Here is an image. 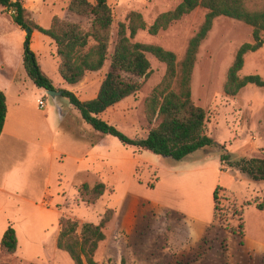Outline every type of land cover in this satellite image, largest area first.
Returning <instances> with one entry per match:
<instances>
[{
    "label": "rangeland",
    "instance_id": "obj_1",
    "mask_svg": "<svg viewBox=\"0 0 264 264\" xmlns=\"http://www.w3.org/2000/svg\"><path fill=\"white\" fill-rule=\"evenodd\" d=\"M23 1L30 18L45 28L50 27L54 16L85 29L94 18L90 12L71 13L70 0ZM108 1L113 11L110 55L119 22L127 23V15L135 10L142 13L147 28L138 30L132 41L174 51L179 64L207 13L206 8L197 7L153 35L148 27L156 17L182 0ZM246 1L250 6L263 2ZM34 31L29 46L54 85L63 84L59 89L70 90L81 100L96 97L106 73L111 71L110 58L101 70L88 72L80 82L65 83L58 70L56 43ZM252 31V26L240 20L217 16L200 45L192 75V99L206 111L207 132L225 144L231 155L229 161L264 155V87L249 83L235 96L226 94L223 88L238 48L253 42ZM26 34L13 21L11 12L0 6V89L8 88L11 100L19 94L21 105L31 112L35 124H42L44 115H48L50 123L57 126L56 148L45 167L40 171L33 167L28 173L34 187L8 196L0 192V228L8 221L18 237L14 254L0 250V264H74L70 255L57 247L54 228L46 234L36 206L26 201L41 199L45 193L55 200L52 205L64 207L65 216L80 224L99 223L112 209V218L104 229L106 238L95 253L98 264H264V211L256 208L257 201L264 202V180H255L222 162V147L198 150L176 161L96 131L67 97L44 92L28 77L23 63ZM147 57L151 63L147 77L120 72L137 82L139 90L99 114L130 138H145L158 125L157 120L148 121L145 100L162 80L166 65L151 53ZM251 74L264 79V44L245 55L239 75ZM40 99L45 102L44 108L39 106ZM4 149L7 146H0V155ZM22 157L13 154L1 159L0 174L11 172ZM85 182L91 186L106 184L105 193L94 204L80 197ZM217 186L215 211L213 193ZM235 201L246 205L244 221L238 220L233 210ZM45 204L51 206L47 201ZM240 222L245 225V235L230 230L238 229Z\"/></svg>",
    "mask_w": 264,
    "mask_h": 264
},
{
    "label": "trees",
    "instance_id": "obj_2",
    "mask_svg": "<svg viewBox=\"0 0 264 264\" xmlns=\"http://www.w3.org/2000/svg\"><path fill=\"white\" fill-rule=\"evenodd\" d=\"M0 6L11 12L13 21L22 29H30L25 37L23 63L28 77L40 88L56 89L53 80L42 70L36 54L29 46L34 30L49 36L56 43L60 59L59 74L67 83L76 84L88 72L101 70L110 58L111 71L106 73L96 97L81 100L74 92L59 89L61 95L69 99L80 111L82 118L96 131L114 136L125 145L146 149L176 161L198 150L222 147L225 150L220 156L222 162H228L230 167L243 171L255 180H264V155L229 161L231 155L225 144L214 140L208 134L206 111L192 99L191 85L200 45L212 29L214 19L224 15L247 23L253 28V42H245L238 48L227 71L223 87L225 93L235 96L249 83L264 87V79L258 74L243 77L239 75L244 66L245 55L257 51L264 44V0L260 5L254 6H250L246 0H182L174 9L160 13L148 27L149 33L153 35L168 28L173 21L181 19L197 7L207 9L205 19L198 31L190 38L180 64L174 51L157 44L132 41L138 30L147 28L142 13L135 10L127 15V23L119 22L114 50L110 55L113 11L108 0H95L94 3L89 0L69 1V10L77 14L92 13L94 18L89 29L58 16L53 17L50 27H42L30 18L23 0H0ZM147 53H151L166 65L162 80L145 100L148 121L157 120L158 125L153 127L145 138H130L116 126L101 119L99 114L139 90L140 85L137 82L120 72L147 77L151 72ZM6 116L7 98L0 89V136ZM106 189L104 182H98L93 186L85 182L80 189V197L84 202L94 204L103 196ZM219 189L220 186H217L213 193L215 211L218 210ZM244 206L246 205L238 201L233 202V210L241 221H244ZM256 208L264 211V202L257 201ZM112 215V209H108L99 223L84 222L83 224L77 219L61 216L57 247L66 251L74 264H98L95 253L100 242L106 238L104 229ZM230 230L245 235L243 222H240L238 229L231 227ZM17 247L16 229L9 225L2 236L0 250L11 255L17 251Z\"/></svg>",
    "mask_w": 264,
    "mask_h": 264
},
{
    "label": "crops",
    "instance_id": "obj_3",
    "mask_svg": "<svg viewBox=\"0 0 264 264\" xmlns=\"http://www.w3.org/2000/svg\"><path fill=\"white\" fill-rule=\"evenodd\" d=\"M69 11L73 14L75 13L71 10ZM32 36L34 39L35 31ZM55 87L58 89L64 88V85L59 84L55 85ZM41 89L44 92L46 91L44 88ZM1 90L4 91L7 98V116L0 136V146H7V149L2 151L0 156L4 155L0 160L6 159L13 154L23 155V161L19 162L18 166L12 169L11 172H2L0 174V192L8 196L15 192L30 190V188L35 186L32 180H29L28 173L33 167L40 171L42 169L40 167H45L52 158L56 148L57 126L55 123L53 125L50 123L47 114L44 115L42 124H35L31 119V116L33 117L31 112L27 108H23L24 105H21L20 101L22 98L20 95L18 94L16 98L14 97L11 100L8 88L2 87ZM26 201L36 206L39 211L40 225L43 231L47 234L51 228H54V237L59 234L61 230L59 219L61 216L67 215L63 209L64 207L56 204L52 205L55 200L46 193L41 199L26 198ZM45 201L51 206L45 204ZM8 225L9 222L7 221L1 226L0 239H2Z\"/></svg>",
    "mask_w": 264,
    "mask_h": 264
},
{
    "label": "water",
    "instance_id": "obj_4",
    "mask_svg": "<svg viewBox=\"0 0 264 264\" xmlns=\"http://www.w3.org/2000/svg\"><path fill=\"white\" fill-rule=\"evenodd\" d=\"M25 30H26L27 33L30 32V29H29V28H27V29H25ZM46 91H47V93H49V94H51V95H61V94H62L61 91L56 90V89H54V90H46Z\"/></svg>",
    "mask_w": 264,
    "mask_h": 264
},
{
    "label": "built area",
    "instance_id": "obj_5",
    "mask_svg": "<svg viewBox=\"0 0 264 264\" xmlns=\"http://www.w3.org/2000/svg\"><path fill=\"white\" fill-rule=\"evenodd\" d=\"M38 103H39V106H40L41 108H44V107H45V102H44V100L40 99Z\"/></svg>",
    "mask_w": 264,
    "mask_h": 264
}]
</instances>
